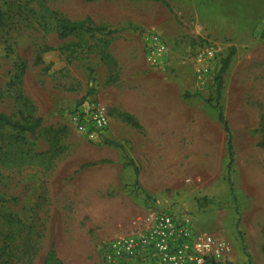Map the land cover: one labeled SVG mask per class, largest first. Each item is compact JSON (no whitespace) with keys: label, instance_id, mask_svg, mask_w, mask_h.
I'll use <instances>...</instances> for the list:
<instances>
[{"label":"rangeland","instance_id":"obj_1","mask_svg":"<svg viewBox=\"0 0 264 264\" xmlns=\"http://www.w3.org/2000/svg\"><path fill=\"white\" fill-rule=\"evenodd\" d=\"M164 1L167 6L146 0H0V113L14 121L42 119L35 135L0 127V264H43L51 247L62 264H105L99 252L104 242L139 231L151 215L165 212L186 214L198 229L223 239L229 264H264L263 136L237 132L230 185L225 135L206 104L215 95L219 62L233 46L223 89L259 109L250 99L264 91V45L257 39L264 0ZM85 18L100 32L58 37L59 20ZM149 30L168 43L165 72L150 67L142 51L141 33ZM105 42L111 60L101 54ZM202 44L212 46L218 59L204 86L191 60ZM21 62L27 67L19 78ZM128 76L148 81L151 114L162 117L169 108L153 79L178 80L182 99L172 109L174 120L139 123L140 130L123 122L118 103ZM85 102H100L108 111L109 126L95 143L68 126L69 113ZM164 124L171 135L158 131ZM128 162L137 176L124 166ZM103 168L110 173L90 185L93 172ZM95 205L111 211L94 213ZM123 218L134 224L114 233Z\"/></svg>","mask_w":264,"mask_h":264},{"label":"built area","instance_id":"obj_2","mask_svg":"<svg viewBox=\"0 0 264 264\" xmlns=\"http://www.w3.org/2000/svg\"><path fill=\"white\" fill-rule=\"evenodd\" d=\"M148 65L165 72L170 67L167 41L155 31L141 33ZM264 45V28L257 32ZM192 54L194 75L204 86L217 68V52L206 44ZM68 126L88 143H95L109 126L102 103H82L68 115ZM223 239L200 230L188 215L165 212L151 215L139 231L120 232L100 247L105 264H229L230 251Z\"/></svg>","mask_w":264,"mask_h":264},{"label":"crops","instance_id":"obj_3","mask_svg":"<svg viewBox=\"0 0 264 264\" xmlns=\"http://www.w3.org/2000/svg\"><path fill=\"white\" fill-rule=\"evenodd\" d=\"M233 59L231 63H233ZM153 80H156L155 83H157V88L162 91L160 92L159 98H161V100L164 103H166L167 107L169 108V113L166 112L164 114V117L151 114V110L153 109V106H151V103L149 102V99H148V97H150V94L148 93V88L145 85L148 81H145V80L135 81L133 77L128 76L126 82L127 81H131V82L127 84L129 85L128 87H124L123 95L118 103V105H122V110L125 113L136 118V120L142 126L148 125L147 123L150 122V120H153L154 122L164 121V123H168L174 120V114L172 113V109H175V111H177L176 104L178 103V100H180L182 96V91H181L182 85L180 82H178V80H175L174 82H171V83H167V82L164 83L157 78H154ZM129 87H131V89ZM249 92L250 91H248L247 93ZM142 93L144 94L142 95ZM254 93L255 94L251 96L250 101L253 103L254 107H259L257 111L256 110L254 111V109L252 110L250 108V103L247 104L245 101H243L239 97L231 98V97L226 96L227 95L226 89H222V92L220 95L221 97L220 103L223 107L224 114L228 120L233 139L235 135L237 134V132L239 134L241 133L249 134L252 131L253 132L256 131V133L262 135V133L260 132V122H261V119L264 118V91H259V92H254ZM180 105L182 106V104ZM144 107H146L150 111H145L144 109L142 110V108ZM158 131L163 132L165 135H171L172 133V129H168L166 124H164L163 130L158 129ZM119 168H123V167L119 166ZM128 169L129 168H126V170ZM124 170L125 169H123V171ZM104 172L107 173L108 175V173H110L109 168L108 169L103 168L100 170L96 169V171L93 172L91 179L89 178L90 181H94V182H90V185H94L96 181L95 179H97L98 177H101ZM85 179H87V177L84 176V180ZM93 211L94 213L99 214L100 212L109 213L111 210L110 208L107 210L103 206L95 205ZM132 224H134V220L128 223L125 218L120 219L118 220V222L114 224V227H113L114 233L119 232L121 230L130 229Z\"/></svg>","mask_w":264,"mask_h":264},{"label":"trees","instance_id":"obj_4","mask_svg":"<svg viewBox=\"0 0 264 264\" xmlns=\"http://www.w3.org/2000/svg\"><path fill=\"white\" fill-rule=\"evenodd\" d=\"M150 2H158L164 6H167L164 0H146ZM59 30H58V37L59 38H67L70 35H75L78 32H82L85 30H93L95 32H100L98 28H95L92 26V23L89 18H85L84 20L80 22H74L66 19L59 20ZM106 42L103 43L102 52L101 54L106 57V59L111 60L109 56V52L107 51ZM236 54V48L230 47L229 52L227 56L220 60V67L215 75V92L214 97H209L206 100L207 107L210 108V110L214 111L217 115V121L220 124L222 131L225 135V149L227 154V164H226V171H227V181L231 185V179H230V173L232 170V165L234 163V151H233V136L231 133V129L228 123V120L224 114L223 107L220 103L221 101V92L223 89V76L227 72L229 65L233 59V57ZM36 63H41L40 57L37 58ZM26 63L21 62L16 67V76L19 78H22L26 71ZM191 95H184L185 98H190ZM121 120L133 128L140 130L139 122L134 118L133 116L123 113L121 115ZM42 119L36 118V117H22L21 121H14L9 116L0 113V127H9L11 129H14L18 131L19 133H27L29 135H35L36 131L41 127ZM260 132L262 133L263 140L260 142L261 147L264 146V118L261 119L260 122ZM113 147L120 148L121 146L118 144H113ZM89 165H84L82 168L88 167ZM124 166H131L133 168L134 176H137V168L133 165L132 162H128L124 164ZM231 193H233L232 188H230ZM54 248L51 247L50 250L47 251L43 264H62L60 260L57 258L56 252H54Z\"/></svg>","mask_w":264,"mask_h":264}]
</instances>
